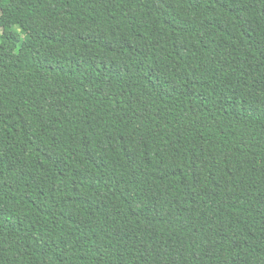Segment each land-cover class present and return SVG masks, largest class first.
I'll return each instance as SVG.
<instances>
[{
  "label": "trees",
  "instance_id": "trees-1",
  "mask_svg": "<svg viewBox=\"0 0 264 264\" xmlns=\"http://www.w3.org/2000/svg\"><path fill=\"white\" fill-rule=\"evenodd\" d=\"M0 264H264V0H0Z\"/></svg>",
  "mask_w": 264,
  "mask_h": 264
},
{
  "label": "rangeland",
  "instance_id": "rangeland-1",
  "mask_svg": "<svg viewBox=\"0 0 264 264\" xmlns=\"http://www.w3.org/2000/svg\"><path fill=\"white\" fill-rule=\"evenodd\" d=\"M1 54V53H0Z\"/></svg>",
  "mask_w": 264,
  "mask_h": 264
}]
</instances>
